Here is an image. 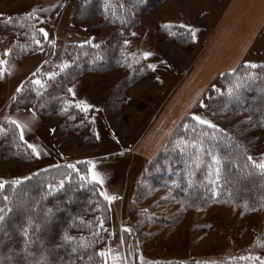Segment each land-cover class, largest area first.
Here are the masks:
<instances>
[{"label":"rangeland","instance_id":"obj_1","mask_svg":"<svg viewBox=\"0 0 264 264\" xmlns=\"http://www.w3.org/2000/svg\"><path fill=\"white\" fill-rule=\"evenodd\" d=\"M56 1L0 0V22L49 7ZM229 1L167 0L155 5L149 14L140 17L125 38L134 59L132 67L140 61L147 67L155 65V70L149 68V77L116 91V83L124 77L119 70L81 77L70 86L72 91L65 107L72 105L81 110L83 116L77 120L60 116L41 118L30 108H11V103L17 89L27 81L40 82L65 68L63 51L67 45H83L93 42V38L101 43L110 30L94 37L85 25L74 26L71 15L76 0H65L61 10L41 26L48 36L45 38L42 33L44 46L36 52L21 59L9 57L8 44L0 35V61H5L0 64V123L16 121L21 126L17 127L20 139L22 128L21 140L34 156L29 163L0 161V179L22 180L47 168L86 162L88 179L94 182L92 169L103 181L98 184L101 193L117 197L111 203L107 201L110 225L103 248L104 264H167L189 260L202 264L264 262V211L245 214L226 206L183 210L167 190L144 198H138L135 193L147 163L136 152L137 144L161 112L167 97L190 74L201 49L213 37L221 9ZM180 25L187 26V30L196 29V39L188 51L176 47L163 33L168 30L174 33L172 27ZM145 52L152 55L145 59ZM263 62L264 32L261 31L245 63L256 66ZM84 105L90 106L87 111L83 110ZM191 115L231 133L250 155L257 159L264 157V132L255 128L247 114L216 116L200 104ZM159 125H155L154 131ZM29 144L36 148L38 156Z\"/></svg>","mask_w":264,"mask_h":264},{"label":"trees","instance_id":"obj_2","mask_svg":"<svg viewBox=\"0 0 264 264\" xmlns=\"http://www.w3.org/2000/svg\"><path fill=\"white\" fill-rule=\"evenodd\" d=\"M164 1L76 0L72 24L85 25L94 37L108 29L107 39L67 45L63 59L68 67L38 84L27 81L14 96L11 108H30L41 118L77 120L83 116L81 110L72 105L65 107L70 86L86 74L121 71L124 77L116 83L115 91L149 77V67L140 61L132 67L134 59L125 38L141 16ZM64 2L57 0L49 7L1 21L0 35L8 44V56L21 59L41 49L44 40L40 28ZM172 28L174 35L162 31L176 47L190 50L193 40L188 30ZM200 104L216 116L247 114L255 128L264 132V62L255 67L241 62L234 71L213 77L191 111L178 120L156 153L147 159L135 186L137 197L167 190L183 210L226 206L245 214L264 211V169L258 167L264 157L250 155L228 131L196 121L191 112ZM33 159L17 126L1 122L0 161L29 163ZM68 166L31 173L19 184H13L14 179H0L8 182L0 189V215L5 217L0 221V264H104L99 253L103 252L110 225L107 201L99 185L88 179L86 162ZM167 264L202 263L189 260Z\"/></svg>","mask_w":264,"mask_h":264},{"label":"crops","instance_id":"obj_3","mask_svg":"<svg viewBox=\"0 0 264 264\" xmlns=\"http://www.w3.org/2000/svg\"><path fill=\"white\" fill-rule=\"evenodd\" d=\"M51 1L45 0L46 3ZM221 10L219 23L207 47L201 49L190 74L178 85L179 89L167 97L152 126L138 142L136 152L146 159L156 153L178 120L191 111L213 77L232 72L241 62L245 63L250 48L261 33L264 0H230ZM155 125H159L156 131Z\"/></svg>","mask_w":264,"mask_h":264},{"label":"snow or ice","instance_id":"obj_4","mask_svg":"<svg viewBox=\"0 0 264 264\" xmlns=\"http://www.w3.org/2000/svg\"><path fill=\"white\" fill-rule=\"evenodd\" d=\"M163 27H165V28H170L171 25H164ZM180 27H181V28H185V27H187V26H185V25H180ZM40 32L43 33V35H44L45 38H47L48 33H47L43 28L40 29ZM188 32L190 33L192 40L195 41V39H196V29L188 28ZM170 34L174 35V33H170ZM133 35H135V33H133ZM35 42H36L37 44L40 43V41H38V40L35 41ZM151 55H152L151 52H145V53H143V56H144L145 59L148 58V57L151 56ZM4 63H5V61H0V64H4ZM64 67H68V65H64ZM148 67H149V68H152L153 70H155V67H156V66L150 64V65H148ZM253 67H255V65H253ZM34 83H37V84H38V83H40V82H39V81H34ZM20 91H21V89L18 88V89H17V92H20ZM69 91H72V90L69 89ZM83 103H84V102H81V104H83ZM80 106H81V105H77V107H80ZM88 107H90V106H88V105H84V109H83V110L87 111ZM194 119L197 120L200 124H206V125H208L209 127H212V128H215V127H216V126H215L214 124H212L210 121L205 120V119H203V118H201V117H199V116L194 117ZM11 123L16 124L17 127H21L16 121H11ZM53 131H55V130H53ZM21 139H23V129H22V128H21ZM28 147H29V148H32L33 152H34L37 156L39 155V153L37 152L36 148H35L33 145L29 144ZM249 159H252V157H249ZM89 163H91V161H89ZM68 167L72 168V167H74V166H73V165H69ZM92 167H93V169H94V168H95V165H93ZM258 167H260L261 169H264V163L259 164ZM90 172H91V178H92V180H93L95 183H97V184H102V183H103L102 179L99 178L98 173H96L95 171H92V169H90ZM81 179H83V177H82ZM6 183H8V182H7V181H0V189H3ZM12 183H13V184H19V183H21V181H20V180H16V181H13ZM60 186L63 187V181H61V185H60ZM50 187H51V186H50ZM101 195H102V196L104 197V199H105L106 201H108L109 203H111L112 201H114L115 199H117L116 196H110V195H108L107 193H103V192H102ZM5 199H7V197H5ZM9 211H11V209H9ZM2 212H3V209H0V213H2ZM4 219H5L4 215H0V221H3ZM125 231H127V229H125ZM66 239H71V238H70V237H66ZM99 255H100L101 257H104V256H106V253H104V252H100ZM262 264H264V262H262Z\"/></svg>","mask_w":264,"mask_h":264}]
</instances>
